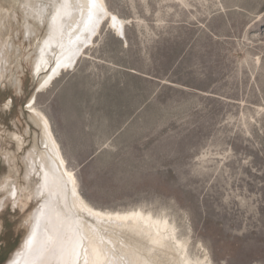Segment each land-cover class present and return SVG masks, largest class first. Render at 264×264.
<instances>
[{"label":"rangeland","instance_id":"1","mask_svg":"<svg viewBox=\"0 0 264 264\" xmlns=\"http://www.w3.org/2000/svg\"><path fill=\"white\" fill-rule=\"evenodd\" d=\"M106 1L127 19V41L103 26L42 91L49 70L35 76L33 39L13 20L22 61L17 83L0 84V264L40 205L28 188L1 189L7 176L26 184L33 95L94 207L167 215L210 264H264V0Z\"/></svg>","mask_w":264,"mask_h":264},{"label":"bare ground","instance_id":"2","mask_svg":"<svg viewBox=\"0 0 264 264\" xmlns=\"http://www.w3.org/2000/svg\"><path fill=\"white\" fill-rule=\"evenodd\" d=\"M8 2L7 6L0 5V84L5 79L17 83L12 64L21 67L22 53L13 40L17 14L22 16L18 28H23L26 39H33L35 76L49 70L40 78L38 91L45 90L61 72L74 68L95 44L103 26L110 25L127 41V19L111 11L106 0H100L96 9L88 0H67L66 4L63 0ZM101 7L103 15L97 11ZM90 9L94 13L91 20ZM58 14L62 19L54 20ZM34 102L33 95L28 107L40 134L23 156L26 184L18 186L7 176L1 189L15 198L28 188L40 205L29 215L27 234L9 264H210L206 253L195 258L190 255L189 240L178 235L167 215L142 207H94L81 193L49 118ZM21 136L17 133L12 137L18 149L24 144ZM9 153L4 156L8 161Z\"/></svg>","mask_w":264,"mask_h":264},{"label":"snow or ice","instance_id":"3","mask_svg":"<svg viewBox=\"0 0 264 264\" xmlns=\"http://www.w3.org/2000/svg\"><path fill=\"white\" fill-rule=\"evenodd\" d=\"M88 2L93 6V9H96V6H97V4L100 2V0H88ZM67 3V0H63V4H66ZM63 4H62V7H63ZM93 9H90L89 10V14H88V18H89V20H91L92 19V16H93ZM97 11H98V13L100 14V15H103L104 14V12H105V10L101 7V8H99V9H97ZM62 19V17H59V14L56 16V17H53V19L54 20H56V19ZM112 19L113 20H115L116 18L115 17H112Z\"/></svg>","mask_w":264,"mask_h":264}]
</instances>
